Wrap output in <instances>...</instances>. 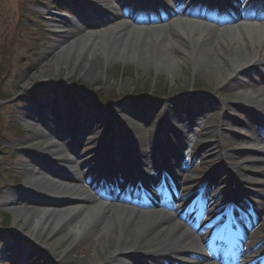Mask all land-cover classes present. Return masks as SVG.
<instances>
[{
	"label": "rangeland",
	"instance_id": "rangeland-1",
	"mask_svg": "<svg viewBox=\"0 0 264 264\" xmlns=\"http://www.w3.org/2000/svg\"><path fill=\"white\" fill-rule=\"evenodd\" d=\"M91 1L0 0V73L1 75L4 73L0 91L1 95L6 94L10 97L0 102V146H2L0 199L15 191L16 195L13 198L17 201L18 207L23 209L33 208L36 205L34 203L39 201L42 204L50 203L48 199L38 200L27 195L26 192L18 191L25 179L24 164L32 161L39 163L34 154L30 156L25 152L24 146L26 141L37 139L43 132L39 125L37 129L35 126L37 123L33 120L44 114V106L39 103L44 96H53L52 102L56 103L55 110L59 113L64 110L65 117L62 119L70 123V129L66 135L57 137L56 140H60L57 141L59 149L70 157L73 167L69 171L73 174H79L78 166L84 161L87 162V170L101 162L104 164L97 170L98 173L89 174L92 178H98L106 167H110L118 175H120L119 172L126 175L127 172L121 170L124 165L115 164L122 159L118 160L119 155L113 154L114 146L120 144H124L126 151L132 155L145 152L148 153V157L152 154L151 148H160L158 155L150 159L146 157L147 173L144 175L132 172L129 175L130 179L132 177L137 180L154 178L158 171L156 166L162 171L173 170L174 163L169 160V156L174 155L171 151L177 150V141L166 134V131L164 132V125L159 126L157 123L163 117L174 115L176 112L178 123H180L177 125L181 126L183 122L182 125L188 126L184 129L181 140L183 146L180 150L181 157L184 162H190L193 167L192 170L179 174V181L188 182V184L197 183L196 186L202 185L203 180L209 178L212 172L210 170L218 167L219 170H223L224 163L227 164V168L232 167L234 171L233 166L236 168L238 161H245V158L251 155L244 146L264 140V131L262 132L255 124L250 128L248 133L250 136L245 134L246 129L249 128V119L255 118L256 121L261 122L264 119V104L259 108H250L248 104H242L232 112H226L221 104L229 97H225L223 89L221 90L218 85L204 76L203 68L208 63L198 68L196 62L194 64L183 59L184 63L180 64V68L170 74V67L153 65L144 52L147 47L145 43L139 45V53L143 54V57L138 56L136 59H132L130 51L122 52L121 47H114L113 43L107 48L104 46V43L111 39V31L121 40L126 38L125 33L129 29L122 26L116 28V23L119 21L131 22L133 27L150 29L162 26L163 29H167L166 24L175 21L178 17L175 14L182 8L191 15L201 13L186 9L180 4L174 5L173 0H104L103 3L107 5V9L102 11H92ZM214 1L217 3L216 7L212 8L208 14L202 13V15L214 17L217 22L215 24L227 25L244 14L255 17V19L247 18L250 23L264 27V6L262 5L264 0H259L257 12L245 11L254 0ZM154 6H160V8L151 9L147 12L148 14L140 15L142 8ZM134 8L138 11L136 16L132 17ZM75 14L79 15V18L71 19ZM88 30L99 33L89 49L80 56L69 59L65 57L55 68L54 63L57 60L55 58L60 54L61 49L72 38ZM166 34L171 35V40L177 37L174 29ZM218 39V36L210 38L206 43L207 49L212 51L213 47V51L218 53ZM97 46L99 51L95 53L94 49ZM100 48L103 50L101 51ZM255 49L256 56L264 59V42L260 49L258 47ZM183 54L182 50L177 49L175 56L182 59ZM29 61L36 70L31 75L27 74V69L30 67ZM82 67L99 69L97 76L92 79L87 78ZM193 73H196V77L192 83L189 81ZM34 75H40L38 81L49 86L36 88L32 93L27 94L34 84L30 83L29 78ZM262 79H264V67L258 66L255 70L249 71L240 82L231 83V86L236 88L234 95L239 96L244 90L247 92H253L255 88L261 90L262 84L258 85V82ZM65 88L73 89V99L63 96L66 92ZM97 93H102L105 97L114 93L117 99L96 106L92 97ZM131 93L133 96L139 94L144 98L131 100L128 96ZM36 94L44 96L39 99ZM54 96L63 98L56 99ZM191 105L198 109L193 120L188 117L189 112L186 115L178 109H185ZM88 106H95L97 112ZM29 107H33L34 118L26 123L25 111ZM86 108L91 110L87 112ZM249 108L256 115L248 110ZM72 119L74 120L71 121ZM152 122L157 125H153ZM82 124L89 125L93 133L75 143L74 132H80V128L84 126ZM204 128L213 130L219 128L221 130V132L218 130L221 134L219 137L223 140L222 145L214 144L217 147L214 146L216 157L210 160H202L203 153L206 151L205 139L209 136L211 138L209 141L215 143L219 137L218 134L217 137H212L210 133L205 138L201 134ZM18 133H20L19 136H17ZM135 140L139 143L136 144ZM71 145L75 155L65 150L66 146ZM248 174V171L241 173V175L250 176ZM15 182L18 184L16 185ZM261 182H264V176ZM227 186L228 184H224L222 189L225 190ZM261 187L257 189L260 195L264 193V183ZM104 192V189H100L97 193L90 189L93 195L105 194ZM113 192L109 191L110 196L118 193V191ZM260 198L259 196L258 199ZM186 207L187 204L182 206V208ZM263 223L258 224V218L253 217L252 214L249 215L248 224L250 230H254L251 235L253 234L256 241L264 239ZM0 230V264H31L29 261L33 259L31 256L34 252L39 256L40 264H87V259L94 251L91 241L93 235L86 233L78 240L71 252L53 259L49 250L39 240L27 237L21 231H14L13 206L0 204ZM239 259L237 262L242 263L243 261ZM98 264H101V261Z\"/></svg>",
	"mask_w": 264,
	"mask_h": 264
},
{
	"label": "bare ground",
	"instance_id": "bare-ground-1",
	"mask_svg": "<svg viewBox=\"0 0 264 264\" xmlns=\"http://www.w3.org/2000/svg\"><path fill=\"white\" fill-rule=\"evenodd\" d=\"M178 1L183 3L182 0ZM192 2L199 8L196 13L208 12L214 5V0H192ZM183 4H186V9H191L188 0ZM106 7L107 5L102 3L100 10ZM159 8L160 6L146 7L142 11ZM136 13L137 9L134 8L132 17H135ZM175 15L178 17L172 23L166 24L167 29H163L162 26L150 29L133 27L131 22L119 21L116 23V28L122 26L129 29L125 33L126 38L121 40L111 31V39H108L104 46L107 48L113 43L114 47H121L122 52L130 51L132 59H136L138 56L143 57V54L139 53V45L145 43L147 47L144 52L153 65L170 67V74L180 68V64L184 63L183 59L194 64L196 62L198 68L208 63L203 68L204 76L218 85L221 90L223 89L225 97H229L221 104L226 112H232L238 105H256L261 101L264 102V83L258 84L262 86L261 90L258 88L253 92L244 90L239 96L234 95L236 88L231 86V83L240 82L249 71L255 70L258 66L264 67V59L256 56L255 49V47L260 49L264 42V27L252 24L245 18L233 20L224 27L215 24L217 22L214 17L202 14L191 15L184 8ZM78 18L79 15L75 14L71 19ZM171 29H174L177 35L174 40L170 39L171 35L166 34ZM71 34L75 35L73 32ZM97 34L99 33L88 30L72 38L56 56L55 68L65 57L69 59L80 56L88 50ZM216 36L219 37L218 53L213 51V47L212 51L206 47L207 41ZM103 48H100L101 51ZM177 49L184 53L182 59L175 56ZM94 50L97 53L98 46ZM81 69L90 79L95 78L99 70L95 67ZM195 77L196 73H193L189 82L193 83ZM29 79L30 83L37 82L40 75H34ZM252 87L254 90V86ZM40 102H44L45 111L38 118L37 124H41L40 129L43 132L37 139L26 141V145L36 154L39 163L32 161L24 164L25 179L18 191L26 192L27 195L38 200L48 199L50 203L42 204L39 201L34 203L35 207L23 209L18 207L17 201L13 198L16 193L12 191L0 199V204L13 206L14 231H21L23 235L39 240L49 250L53 259L71 252L78 240L86 233H92L91 241L94 246L92 255L86 261L87 264H98L100 261L101 264H237L235 258L241 250L254 252L259 248L255 251L258 253L263 248L264 243L242 242L246 235L250 236V232L241 223V216L238 219L214 217L207 221L211 213L203 200L194 202L187 210L181 208L185 197L176 181L181 172L192 170L193 167L191 163H184L179 152L184 129L188 126L182 125V120L181 126L177 125L180 124L177 112L163 117L157 123L159 126L164 125V132L166 131V134L177 141V150L171 151L174 154L171 158L175 160L173 167L177 172L170 177L159 179L154 185L148 183L154 194L152 197H155L151 199V194L143 191L132 181L133 179L128 183L125 180H128L127 176L132 172L145 175L146 157L150 159L158 155L160 148H151L152 154L148 157V153L145 152L132 155L126 151L124 144L115 145L119 148L114 146L113 154L119 155L118 160L122 159L115 164L124 165L121 170L127 172L126 175L121 174L122 182L113 179L110 170L101 177L91 180L92 176L89 174L97 173L102 163L88 172L87 162L82 161L78 166L79 174H73L69 171L73 167L72 161L63 150L59 149L57 141L60 140H56L57 137H64L70 129V125L64 122V118L62 119L65 117L64 110L57 114L56 103H53L49 97L43 98ZM178 109L186 115L189 112L188 117L192 120L198 112L197 107L193 105ZM33 118V107H29L25 111L24 120L27 123ZM248 123L249 130L246 129V136H250L248 133L256 121L249 119ZM257 125L263 132L264 119L262 122L259 120ZM218 130L221 132L219 128L217 130L204 128L201 134L205 138L210 133L212 137H217V134L219 137L221 134ZM92 133L91 127L84 124L80 132H74V142L78 143ZM205 140L207 141L206 151L203 153L205 157L201 158L210 160L216 157L214 144L222 145L223 140L219 137V140L213 143L209 141L211 140L209 136ZM120 142L124 141L120 140ZM135 142L139 143L138 140ZM225 143L228 144L226 140ZM244 147L251 155L245 158V161H238L236 168L233 166L234 171L232 167L227 168V164L224 163L226 167H222L223 170H219V167L212 168L209 178L204 183L213 198L236 199L237 197V200H241L247 208L253 207L254 215L260 224L264 222V193L263 196L258 194L257 189H261L264 183L261 182L264 176V140ZM65 150L75 155L72 145L66 146ZM156 170L160 175V168L156 166ZM245 171H248L250 176L241 175ZM231 183H235L234 190L227 187L225 190L222 189L224 184ZM111 184L118 190L124 191L123 194L130 202L125 203L121 197L113 200L90 193V189L107 188ZM131 193L142 197L146 204L136 202L134 199L131 201L129 198ZM175 210L177 212H174ZM202 218L204 222L197 224ZM204 225L213 227L211 231L214 232L213 237L209 229L203 230ZM208 235L213 238L214 243L207 238ZM219 248L224 251L223 257L216 255ZM261 260V264H264V259Z\"/></svg>",
	"mask_w": 264,
	"mask_h": 264
},
{
	"label": "trees",
	"instance_id": "trees-1",
	"mask_svg": "<svg viewBox=\"0 0 264 264\" xmlns=\"http://www.w3.org/2000/svg\"><path fill=\"white\" fill-rule=\"evenodd\" d=\"M31 30H32V28H31ZM29 65H30V67L27 69V74L28 75H31V74H33L36 70H35V68L32 66V63H31V61H29ZM3 75H4V73H2V75H1V73H0V83H1V81H2V77H3ZM72 96L73 95V92L71 91V90H68V92H67V96ZM132 95V94H131ZM133 96V95H132ZM137 96H141V95H139V94H137V95H134L133 97H137ZM8 98H10L8 95H6V94H2L1 95V91H0V102H2V101H4V100H7ZM94 99H95V101L97 102V103H99V104H103V103H108V102H110L111 100H115L116 99V96H115V94L113 93L112 95H110L109 97H105V95H103L102 93H97L95 96H94ZM15 134V133H14ZM16 134H17V132H16ZM19 134L20 133H18V135L17 136H19ZM1 148H2V146H0V150H1ZM18 182V181H17ZM17 182H15V184H17ZM31 257H33V259L32 260H30V261H32V262H35V261H37L38 260V256H37V254L34 252L33 253V255L31 256Z\"/></svg>",
	"mask_w": 264,
	"mask_h": 264
}]
</instances>
